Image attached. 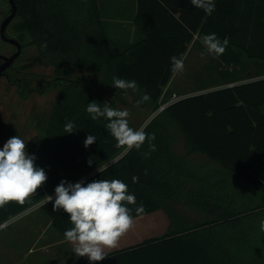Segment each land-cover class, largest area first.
I'll use <instances>...</instances> for the list:
<instances>
[{"label":"trees","instance_id":"16d2710c","mask_svg":"<svg viewBox=\"0 0 264 264\" xmlns=\"http://www.w3.org/2000/svg\"><path fill=\"white\" fill-rule=\"evenodd\" d=\"M214 4L209 14L190 0H137L135 20L146 36L117 50L99 0H17L15 27L20 39L27 33L28 44L36 48L20 68L45 64L53 73L35 84L10 71L9 80L17 79L21 99L58 92L49 118L38 119L42 138L27 148L47 182L23 205L0 207V223L55 193L61 180L81 179L86 185L119 179L136 197V205H129L134 218L163 210L169 224L161 235L112 251L96 264H264L259 229L264 219V0ZM211 33L221 41L229 38L220 63H236L239 69L224 68L219 80L192 91L209 90L182 96L187 92L169 85L175 74L170 58L184 57L196 34ZM245 56L256 63L248 64L251 76L243 75ZM114 76L135 80L151 99L137 106L141 94L115 89ZM93 101L118 110L125 101L135 110L155 112L145 131L155 134L156 151L145 157L147 142L140 150L117 148L108 121L86 112ZM68 121L75 124L74 133H64ZM89 134L96 141L85 148ZM54 199L41 208L64 236L72 225L62 209L53 210ZM140 204L144 211L137 214Z\"/></svg>","mask_w":264,"mask_h":264},{"label":"clouds","instance_id":"9594fccd","mask_svg":"<svg viewBox=\"0 0 264 264\" xmlns=\"http://www.w3.org/2000/svg\"><path fill=\"white\" fill-rule=\"evenodd\" d=\"M195 8L202 9L206 13L215 10L214 0H190ZM201 44L204 51L201 58L207 55L219 57L225 53L229 44V38L221 41L215 33L202 36ZM172 70L183 72V57L172 56L170 58ZM115 89L123 90L127 94L129 90L140 93L141 98L136 102L137 106L148 102L151 97L135 80H127L117 76L112 78ZM86 112L93 120L104 118L108 121L105 125L107 131L116 141L117 148L131 151L140 150L147 142L148 151L143 153L145 157L156 151L153 143L155 134L145 131L147 125L134 129L129 125L130 112L127 109H114L109 103L104 102L103 107L96 101L87 104ZM75 124L71 121L65 123L64 133H74ZM96 141V137L89 134L84 140L87 148ZM36 157L29 155L27 143L18 135L9 138L0 148V207L10 202L20 205L26 203L37 190L47 182L45 170L35 163ZM92 160H88L91 165ZM99 171H101L99 169ZM146 174V173H145ZM133 182L138 177H133ZM55 199L53 210H63L69 216L71 228L64 232L65 240L72 244V252L77 257H87L90 264H96L108 256V252L119 246L120 240L132 229L134 217L129 205H136V197L128 191V185L119 179H101L89 182L71 183L66 180L55 187ZM53 202V196L47 195L45 204ZM137 214H142V204L135 209ZM259 229L264 232V219L259 221Z\"/></svg>","mask_w":264,"mask_h":264},{"label":"rangeland","instance_id":"374dc122","mask_svg":"<svg viewBox=\"0 0 264 264\" xmlns=\"http://www.w3.org/2000/svg\"><path fill=\"white\" fill-rule=\"evenodd\" d=\"M107 7H105V14L109 12L110 16L114 19L119 18L120 16L117 15L116 7L129 6V0H108L105 1ZM129 8V7H128ZM9 9L7 2L5 0H0V22L3 19V10ZM123 10L121 12L122 18L126 17L129 13L127 10L125 13ZM17 19L14 21L16 22ZM11 33H13L12 27H10ZM22 42L25 44V48L23 49L22 54L15 62V66L20 67L22 64L27 62L29 57H31L35 52L36 48L32 44L29 43V35L25 33L22 38ZM1 47V43H0ZM12 48V47H10ZM2 50V48H0ZM198 48H193L190 54L186 57L184 61V71L177 74L176 80L173 82V87L178 92H187L188 95L192 93L207 91L209 88L201 89L199 91H192L195 88H200V86H209L213 84L221 76H224V68H227L230 71H238L239 67L236 63L228 64V63H220V59L222 57H214V56H205L201 58ZM244 65L246 69H244L243 75H248L249 65L256 64L245 56L243 58ZM264 64V61H261ZM220 64V65H219ZM249 64V65H248ZM238 67V68H237ZM221 68V69H219ZM53 73V66L45 65V64H38L31 68H27L20 71L18 74L19 76L26 77L28 79H33L35 84L39 83L42 80H47ZM79 73L84 74L87 78L90 77L89 72L85 69H80ZM231 74V72H230ZM249 76H251L249 74ZM228 77V76H227ZM226 77V78H227ZM175 78V77H174ZM257 78V77H255ZM249 78H246L247 80ZM221 81L220 83H223ZM217 84V83H216ZM215 85V84H214ZM223 86L217 85L216 87ZM215 88V87H213ZM17 89V80L15 82H10L5 77H0V148L3 147L4 143L11 138L12 136H19L21 139L27 143V146H31L33 143L38 142L42 136L39 131L38 119H48L52 103L57 95L58 89L50 90L45 94L34 93L28 99H21L18 96ZM183 94V93H182ZM179 93L175 95L178 97ZM173 96L172 100L175 99ZM128 99H131V96L128 95ZM122 109H127L130 112V116L128 119L133 121V123L139 128L142 125L147 124L150 119L154 116V113H151L149 109L141 108L136 109L132 107L131 104L124 102L119 103ZM179 148L183 149L182 141L179 143ZM40 220V216L38 213L34 212L28 215L22 216V218H18L11 222H7L8 227L3 230L0 234V238L2 239L3 236H6L7 239L14 245H16V240H12L15 236L19 234V230L24 228L31 227V225L36 221ZM6 221V220H5ZM32 223V224H31ZM169 224V218L167 214L163 210H156L149 214L141 215L139 217L134 218V223L132 229L126 234L128 235H135L132 239L133 241H139L141 238H144V235L148 234H162L167 229ZM156 227L159 226L160 229L156 232H148L146 234H142L143 232H138L140 229H145L147 227ZM32 235V233H29ZM34 234V233H33ZM28 241V237L22 240V243H26ZM29 256V255H28ZM39 253L33 254L29 256L31 264H36V258L39 257ZM5 257V256H4ZM7 258V257H6ZM6 258H2L1 264H19L20 261H13V258L7 260ZM26 259V258H25Z\"/></svg>","mask_w":264,"mask_h":264},{"label":"crops","instance_id":"0c3cea01","mask_svg":"<svg viewBox=\"0 0 264 264\" xmlns=\"http://www.w3.org/2000/svg\"><path fill=\"white\" fill-rule=\"evenodd\" d=\"M102 13L103 9H105L106 4L105 1L108 0H99ZM129 7V8H128ZM118 6L116 7L117 15L120 16L119 18L114 19L110 16L109 12L107 14L103 13V19L108 29L109 34L111 35L113 45L117 50H123L127 48L130 44L144 38L146 36V32L144 29L138 26L136 23V14H137V0H129V6ZM183 8L176 10V16H179ZM123 10H129V13L125 17H121V12ZM124 11V13L126 12ZM201 38L198 34L195 35L194 40L188 45V48L184 54L183 60L185 61L186 57L190 54L193 48H198L199 50L196 51L198 53L204 51L203 45L201 44ZM249 74L253 73V70L248 71ZM178 72H175L173 75L169 85L171 86L173 82L176 80ZM261 76L264 73L260 74ZM175 77V78H174ZM29 148V146H27ZM51 196H55V193L50 194ZM47 198V197H46ZM46 198L36 202L35 204L31 205L30 207L26 208L25 210L19 212L12 218L6 220L5 222H11L18 218H22L24 215H28L31 213H38L40 216V220H36L31 227L25 229L22 228L19 230V234L12 238V240H16V245L11 243L6 236L0 238V264L2 258H6L9 260L13 258V261H20L19 264H31L29 256L39 253V257L36 258V264H77L84 262L87 257H77L75 253L72 252V244L65 240V237L52 225L49 217L41 208V205L45 202ZM8 225L3 228H0V234L3 230L6 229ZM168 227V226H167ZM160 229L159 226L156 227H147L140 229L138 232H143L142 234H146L148 232H156ZM167 230V229H166ZM165 230V231H166ZM29 233H32L30 235ZM34 233V234H33ZM161 234H148L144 235V238L140 239L139 241H133V235L124 236L120 242L119 246L108 253L125 248L129 245L134 243L140 242L146 238L159 236ZM28 237V241L26 243H22L21 241ZM29 255V256H28ZM5 256V257H4ZM26 258V259H25ZM88 264L90 262H87Z\"/></svg>","mask_w":264,"mask_h":264},{"label":"flooded vegetation","instance_id":"af4514ba","mask_svg":"<svg viewBox=\"0 0 264 264\" xmlns=\"http://www.w3.org/2000/svg\"><path fill=\"white\" fill-rule=\"evenodd\" d=\"M5 1L7 2V5L9 7V9L3 10L4 16H3V19L0 22V43H1V47L0 48H2V50H0V54L12 55L17 50V47H16V45L14 43H12L10 41H7V40H4L3 37H2V33H1V24H2L3 20L12 11V2L10 0H5ZM15 2H16V5H17V0H15ZM17 10H18V5H17ZM16 19L18 20L17 13H16L15 17L11 20V22L7 25L6 30H5V33H6V35L8 37H15V38H17L22 43V52H23V49L25 48V44L22 42V40L19 37L21 31L17 30L16 27H15V22L14 21ZM10 27H12V29L14 31L13 33H11V31H10ZM10 47H12V48H10ZM22 52H21V54H22ZM20 55L14 60V62L12 63V65H10L9 67L6 68L5 72L0 77H5V78H7L9 80L10 79V74H11L10 71H13L15 73L16 72H20V71L22 72L23 71V69H21L20 67L15 66V62L20 57ZM2 62H3V60L0 59V64ZM15 80H17V79H15ZM9 81L11 82V80H9Z\"/></svg>","mask_w":264,"mask_h":264},{"label":"water","instance_id":"95a60500","mask_svg":"<svg viewBox=\"0 0 264 264\" xmlns=\"http://www.w3.org/2000/svg\"><path fill=\"white\" fill-rule=\"evenodd\" d=\"M12 2V11L11 13L3 20L1 24V33L4 40L10 41L14 43L17 47V50L12 55L0 54V59L3 62L0 64V76L5 72L6 68L12 65L14 60L21 54L22 52V43L15 37H8L5 33L7 25L11 22V20L15 17L17 13V5L15 0H10Z\"/></svg>","mask_w":264,"mask_h":264},{"label":"built area","instance_id":"2783aa9c","mask_svg":"<svg viewBox=\"0 0 264 264\" xmlns=\"http://www.w3.org/2000/svg\"><path fill=\"white\" fill-rule=\"evenodd\" d=\"M169 102H170V101L164 103V104L160 107V109H163V108H164ZM79 181H81V179H80ZM6 225H7V222L4 221V222L0 223V228L5 227Z\"/></svg>","mask_w":264,"mask_h":264}]
</instances>
